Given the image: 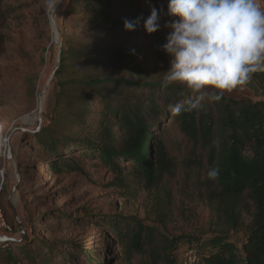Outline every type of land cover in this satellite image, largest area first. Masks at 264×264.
Masks as SVG:
<instances>
[{
  "label": "trees",
  "instance_id": "obj_1",
  "mask_svg": "<svg viewBox=\"0 0 264 264\" xmlns=\"http://www.w3.org/2000/svg\"><path fill=\"white\" fill-rule=\"evenodd\" d=\"M148 1L74 0L72 6L82 7L84 20L94 29L143 31L166 44L173 31L166 25L180 18L169 14L170 0ZM153 9L159 27L149 33L144 27ZM125 19L138 20L133 30H125ZM70 45L58 71L70 73L58 101L67 111L34 134L49 154L66 156L61 168L59 160L47 165L55 171L78 168L71 158L77 151L117 175L119 186L135 174L151 191L171 178L184 199L205 203L213 220L201 234H176L165 219L158 220L161 230L135 215L107 216L103 223L111 226L113 246L107 257L71 243L69 252H62L63 264H181L179 252L191 247L200 264H264V101L223 96L173 115L170 104L195 95L185 85L162 87V78L124 47ZM252 80L264 84V72ZM211 168L219 169L216 180L207 178ZM239 232L241 250L233 239ZM20 247L19 254L7 251L9 260L18 263L19 255L31 253L26 240ZM34 260L35 255L32 264Z\"/></svg>",
  "mask_w": 264,
  "mask_h": 264
},
{
  "label": "rangeland",
  "instance_id": "obj_2",
  "mask_svg": "<svg viewBox=\"0 0 264 264\" xmlns=\"http://www.w3.org/2000/svg\"><path fill=\"white\" fill-rule=\"evenodd\" d=\"M73 2L58 0L54 10L46 9L45 0H3L4 8H0V133L6 141L5 156L0 160L5 170L0 179V215L5 226L0 233L20 240L0 243V264H32L34 255L33 264H63L71 243L106 258L113 246L111 226L104 224L103 218L118 213L138 216L161 230L158 220L165 219L176 234H201L212 227L213 215L207 205L184 199L171 178L150 191L132 173L119 186L117 175L77 151L71 158L78 168L74 165V169L55 171L50 165L59 160V168L63 167L66 163L61 158L66 156L60 146L61 155L49 154L34 134L67 111L58 102L66 87L62 83L70 75L66 70L58 73L63 50L70 44L124 47L162 79L173 59L164 50L165 43L146 32L94 29L84 20L82 7H73ZM206 90L215 91L211 87ZM223 96L264 101V84L251 79ZM243 238L242 232L234 233L239 250ZM25 240L32 245L31 253L19 255L18 263L9 260L7 251L19 254ZM181 252L179 262L185 255Z\"/></svg>",
  "mask_w": 264,
  "mask_h": 264
},
{
  "label": "clouds",
  "instance_id": "obj_3",
  "mask_svg": "<svg viewBox=\"0 0 264 264\" xmlns=\"http://www.w3.org/2000/svg\"><path fill=\"white\" fill-rule=\"evenodd\" d=\"M57 3L45 0V7L55 10ZM168 12L180 19L166 25L173 31L163 48L173 59L161 86L180 83L195 94L170 104L173 115L201 109L205 99L218 102L224 92L264 72V0H170ZM156 21L153 9L145 22L149 33L159 27ZM136 22L125 19V30H133ZM209 87L215 91H207ZM218 175L217 168L207 172L211 180Z\"/></svg>",
  "mask_w": 264,
  "mask_h": 264
},
{
  "label": "built area",
  "instance_id": "obj_4",
  "mask_svg": "<svg viewBox=\"0 0 264 264\" xmlns=\"http://www.w3.org/2000/svg\"><path fill=\"white\" fill-rule=\"evenodd\" d=\"M2 133V132H1ZM0 133V134H1ZM6 141L1 140L0 142V160L5 156ZM5 170L0 166V179H3ZM2 226V225H0ZM3 229V228H0ZM185 251V255L182 258L181 264H200L201 260L198 255V251L195 248H188Z\"/></svg>",
  "mask_w": 264,
  "mask_h": 264
},
{
  "label": "water",
  "instance_id": "obj_5",
  "mask_svg": "<svg viewBox=\"0 0 264 264\" xmlns=\"http://www.w3.org/2000/svg\"><path fill=\"white\" fill-rule=\"evenodd\" d=\"M58 61H60V53L58 56ZM55 74H56V71H54L52 78L55 76ZM52 78H51V80H52ZM51 80H50V82H51ZM9 139H10V135L7 137V141ZM15 218H16V222H17V225L19 227V230H21L22 234L25 235V232L22 229V224H21L19 218L17 217L16 213H15ZM17 242H20V240L17 238H14V237H11L8 235H0V243H17Z\"/></svg>",
  "mask_w": 264,
  "mask_h": 264
},
{
  "label": "crops",
  "instance_id": "obj_6",
  "mask_svg": "<svg viewBox=\"0 0 264 264\" xmlns=\"http://www.w3.org/2000/svg\"><path fill=\"white\" fill-rule=\"evenodd\" d=\"M0 225L5 226V223H4V221L2 220L1 215H0ZM2 226H0V228H2ZM1 230H3V229H1ZM4 234H6V232H2V233H0V235H4Z\"/></svg>",
  "mask_w": 264,
  "mask_h": 264
},
{
  "label": "bare ground",
  "instance_id": "obj_7",
  "mask_svg": "<svg viewBox=\"0 0 264 264\" xmlns=\"http://www.w3.org/2000/svg\"><path fill=\"white\" fill-rule=\"evenodd\" d=\"M1 140H4V142H5V139H3L2 136H1V134H0V142H1Z\"/></svg>",
  "mask_w": 264,
  "mask_h": 264
}]
</instances>
